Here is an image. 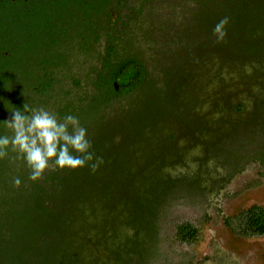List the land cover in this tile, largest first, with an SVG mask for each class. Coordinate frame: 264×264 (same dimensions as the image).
Returning a JSON list of instances; mask_svg holds the SVG:
<instances>
[{
	"label": "trees",
	"instance_id": "16d2710c",
	"mask_svg": "<svg viewBox=\"0 0 264 264\" xmlns=\"http://www.w3.org/2000/svg\"><path fill=\"white\" fill-rule=\"evenodd\" d=\"M203 1L204 11L198 9L196 16L212 26L227 17L228 27L234 33H241L227 48L251 47L249 44L248 47L244 46L243 41L264 34V28L260 29L256 23L264 22V17H261L264 16V0H220L217 4L215 0ZM248 13L257 14V19L252 21L250 28L244 18ZM209 54L211 59H223L220 60L222 64H230L226 69L233 68L235 59L241 55H231L219 50H213ZM245 61L241 59L240 62ZM130 62L136 64L134 61ZM246 63L248 62L241 65ZM206 65L208 68L204 70V76L207 75L209 81L222 82L220 77L214 76V72L220 69H211V61ZM91 74H95L93 81L89 79V75L84 76L82 73L72 86L66 85L56 92L51 91L48 94L47 107L49 106L50 113L58 120H62L67 114L76 116L80 113L78 119L86 129V138L91 144L89 151L92 161L75 170L57 169L54 163H50L43 177L33 182L29 180L30 169L17 152L9 148L0 159V193L7 195L2 199L4 201L0 199V264H102L99 255L104 251L108 255L107 261H110L105 264H156L161 261L168 264L170 260L161 249L164 242L161 236L162 227L178 196L196 199L199 196L204 197L206 193L216 195L246 163L258 162L264 168L263 136L256 147L260 153L254 154L247 145L240 152L238 162L222 157L227 150V146L221 144L224 139L222 137L216 141L218 147H208L213 151L212 154H216V183L210 184L206 190L192 191L193 182H197V178H191L188 188L182 189L180 177L167 172L170 168L174 171L177 165L171 161L160 160L159 157H145V149L139 146L143 128L134 136L114 133L108 140L102 137L103 133L92 134L102 117L97 107L110 108L114 104H120L113 103L112 100L140 88L145 78L144 71L123 73L126 76L118 92H113L110 84L114 76L119 74L118 71ZM198 76L200 74H195L191 79ZM243 91L244 87L238 90L232 108L226 113L236 119L245 113V99L244 96L241 97ZM94 92L98 94L95 95ZM56 101L58 102L55 104ZM20 102V99H16L14 108L19 109ZM204 103L206 104L205 100ZM214 107L219 109L217 104ZM210 114L212 111L209 110L202 115ZM140 120L141 118L137 122L140 123ZM226 123L231 127L230 118ZM127 124V127H138L137 124ZM1 126L0 124V135H3ZM193 128L198 133L204 131L200 124ZM158 130L147 132H152L153 136ZM246 131L259 135L264 132V126L260 124ZM170 133L169 140L174 141L176 133ZM152 136L148 137L147 142L144 141L146 147L152 143ZM114 142L119 144L120 149L111 147ZM213 159L214 157L204 155L201 161L206 164ZM97 160L102 163L92 171L90 165ZM181 166L178 165V168H183ZM16 178L20 180L18 187L13 184ZM7 199H11L13 203L10 210L7 209V204H3L8 202ZM224 221L231 232L241 237L264 236V208L261 206L252 205L242 209L236 215L224 218ZM88 222L92 225L88 226ZM173 231V239L177 243L193 245L199 240V228L189 223L176 224ZM97 236H100L99 240L92 243V238ZM83 241L94 245L93 249L98 258L85 261L90 247ZM108 244L112 246L111 249Z\"/></svg>",
	"mask_w": 264,
	"mask_h": 264
},
{
	"label": "rangeland",
	"instance_id": "374dc122",
	"mask_svg": "<svg viewBox=\"0 0 264 264\" xmlns=\"http://www.w3.org/2000/svg\"><path fill=\"white\" fill-rule=\"evenodd\" d=\"M244 18L250 28L252 21L257 19V14L248 13ZM256 23L260 29L264 28V22ZM224 31L226 34L219 41L212 31L197 49L101 122L92 134L103 133L102 137L108 140L114 133L134 136L143 128V141L141 140L139 146L145 149V157H159L160 160L171 161L177 165L174 171L170 168L167 172L180 177L182 189L188 188L191 178H197V182H193L192 191L206 190L218 180L216 154L208 149L209 146L218 147V139L224 137L221 144L227 146L223 158H232L238 162L240 152L247 145L254 154L260 153L256 147L258 141L264 137V132L257 135L246 130L260 124L264 126V34L243 41L244 46L248 47L249 44L251 47L230 49L227 47L241 33H234L228 25ZM213 50L241 55L236 56L233 68L226 69L230 64H222L220 60L223 59L210 58L209 53ZM241 59L249 61L241 65L245 63L240 62ZM210 61L211 69H220L214 72V76L220 77L222 82L209 81L207 75L204 76V70L208 68L206 63ZM195 74L200 76L191 79ZM242 87L244 91L241 97L244 96L246 108L238 120L226 113H229L238 90ZM216 104L219 109H214ZM47 109L49 111V106ZM209 110L212 114L202 115ZM228 118L232 123L231 127L226 123ZM127 123L137 124L138 127H127ZM196 124L204 127L203 133L195 132L196 128L193 126ZM161 127L163 128L160 129ZM149 130L158 131L152 136V132H147ZM171 131L174 135L176 133L174 141L169 140ZM151 136L152 143L146 147L144 141L147 142ZM111 147L120 149L116 142ZM204 155L214 157L213 161L203 164L201 159ZM178 165L183 168H178ZM6 175L8 176V172ZM6 196L4 192L0 193L1 201ZM7 200L3 204H7V209L10 210L13 203L11 199ZM252 205L264 208V168L258 162L246 163L216 195L206 193L204 197L199 196L196 199L178 196L162 227L161 236L164 242L161 249L170 260L168 264H264V236L241 237L231 232L224 221V218H230ZM181 223H189L199 228V240L196 244L174 241L173 227ZM77 224L76 222L75 225ZM87 225L92 224L88 222ZM99 237L92 238L91 242L95 243ZM83 243L90 247L85 261L98 258L93 249L94 245L85 241ZM107 246L112 248L110 244ZM99 258L102 264L110 262L107 261L108 255L105 251L100 253ZM156 264L166 263L161 261Z\"/></svg>",
	"mask_w": 264,
	"mask_h": 264
},
{
	"label": "flooded vegetation",
	"instance_id": "af4514ba",
	"mask_svg": "<svg viewBox=\"0 0 264 264\" xmlns=\"http://www.w3.org/2000/svg\"><path fill=\"white\" fill-rule=\"evenodd\" d=\"M204 5L203 0H0V120L11 121L16 99L18 110L25 104L47 109L48 94L72 86L82 73L93 81L91 73L118 71L110 83L118 92L123 73L145 70L144 58L130 46L135 26L148 23L154 30L149 18L166 26L192 16L194 8L204 11ZM170 8L176 9L171 19L164 14ZM134 91L112 102H127ZM1 129L12 135L6 126Z\"/></svg>",
	"mask_w": 264,
	"mask_h": 264
},
{
	"label": "clouds",
	"instance_id": "9594fccd",
	"mask_svg": "<svg viewBox=\"0 0 264 264\" xmlns=\"http://www.w3.org/2000/svg\"><path fill=\"white\" fill-rule=\"evenodd\" d=\"M227 24L228 19L225 17L214 26L213 34L218 41L223 40ZM11 115V121L3 122L11 129L12 135H0V159L6 155L9 148L17 152L30 169V181L40 180L50 163H54L57 169L75 170L92 161L93 157L89 151L91 144L78 117L67 114L62 120H58L48 110L42 107L29 108L27 104L22 110L12 111ZM100 163V160L92 163V171H95ZM13 184L18 187L19 178H16Z\"/></svg>",
	"mask_w": 264,
	"mask_h": 264
},
{
	"label": "water",
	"instance_id": "95a60500",
	"mask_svg": "<svg viewBox=\"0 0 264 264\" xmlns=\"http://www.w3.org/2000/svg\"><path fill=\"white\" fill-rule=\"evenodd\" d=\"M219 1L215 0V3L217 4ZM175 10V8L166 9L164 14H168L171 19L170 14ZM192 12V16L187 14L186 18L181 20L176 17L166 26H164L166 23L161 19L149 18V22L153 20L151 25L154 24V30L153 26L150 27L148 23H139L137 27L135 26V39L130 37V46L133 51L144 58L145 78L143 85L134 91L130 100L197 49L212 33L215 25H208L199 16H196L198 11L195 8L192 9ZM127 102L114 104L110 108L98 106V112L102 117L96 125H99ZM58 105L60 106L61 102ZM5 120H7L6 117H1V127L3 128Z\"/></svg>",
	"mask_w": 264,
	"mask_h": 264
}]
</instances>
